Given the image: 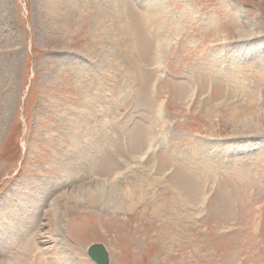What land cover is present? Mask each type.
Returning <instances> with one entry per match:
<instances>
[{
	"label": "rangeland",
	"instance_id": "374dc122",
	"mask_svg": "<svg viewBox=\"0 0 264 264\" xmlns=\"http://www.w3.org/2000/svg\"><path fill=\"white\" fill-rule=\"evenodd\" d=\"M93 243L264 264V0H0V264Z\"/></svg>",
	"mask_w": 264,
	"mask_h": 264
},
{
	"label": "bare ground",
	"instance_id": "6f19581e",
	"mask_svg": "<svg viewBox=\"0 0 264 264\" xmlns=\"http://www.w3.org/2000/svg\"><path fill=\"white\" fill-rule=\"evenodd\" d=\"M84 191V190H83ZM82 192V191H81ZM88 193V194H87ZM86 195L88 197V200L89 202H93L95 204H98V205H107L109 204V201H111V203L115 202L116 203V206L117 207H121V208H124L125 207V203H126V199L122 197V195L120 194L118 196V193H116L115 190H113V187L111 186H108L107 185V188L106 189H99L95 192H92V191H89L87 192ZM67 195V194H66ZM64 195V196H66ZM68 196V195H67ZM70 200L73 198H70L68 197ZM75 198V197H74ZM68 199V200H69ZM76 199V198H75ZM117 199H120V202H117ZM113 207V206H112ZM23 228V226H22ZM24 229V232L26 230V228H23ZM15 237H9L8 239H6L5 241H8V240H15L14 239ZM4 241V242H5ZM62 253V252H61ZM60 253V254H61ZM63 255V254H62ZM66 257V256H65ZM64 256H61L59 255V258L63 259L62 260V263L63 264H75L74 262H71V261H64ZM60 262V261H59Z\"/></svg>",
	"mask_w": 264,
	"mask_h": 264
},
{
	"label": "water",
	"instance_id": "95a60500",
	"mask_svg": "<svg viewBox=\"0 0 264 264\" xmlns=\"http://www.w3.org/2000/svg\"><path fill=\"white\" fill-rule=\"evenodd\" d=\"M87 253L97 264H108L109 255L103 244H90Z\"/></svg>",
	"mask_w": 264,
	"mask_h": 264
}]
</instances>
